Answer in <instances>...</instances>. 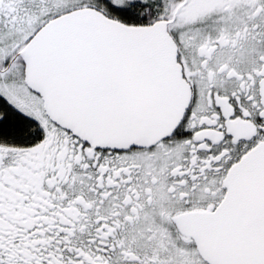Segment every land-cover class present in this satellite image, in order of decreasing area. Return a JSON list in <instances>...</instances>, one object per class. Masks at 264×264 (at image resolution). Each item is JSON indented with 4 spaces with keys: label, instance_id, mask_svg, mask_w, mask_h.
<instances>
[{
    "label": "snow or ice",
    "instance_id": "6c2138e0",
    "mask_svg": "<svg viewBox=\"0 0 264 264\" xmlns=\"http://www.w3.org/2000/svg\"><path fill=\"white\" fill-rule=\"evenodd\" d=\"M0 264H264V0H0Z\"/></svg>",
    "mask_w": 264,
    "mask_h": 264
}]
</instances>
